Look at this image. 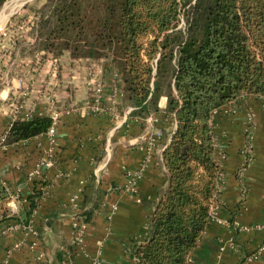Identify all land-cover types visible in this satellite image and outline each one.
<instances>
[{"label":"crops","instance_id":"0c3cea01","mask_svg":"<svg viewBox=\"0 0 264 264\" xmlns=\"http://www.w3.org/2000/svg\"><path fill=\"white\" fill-rule=\"evenodd\" d=\"M50 55L39 62L24 57L32 69L28 75L14 74L12 63L11 82L0 84V179L11 195L5 205L9 218L2 221L0 214V264H63L66 249L74 264H133L131 250L148 238L152 213L168 188L163 154L177 128L175 116L165 96L158 111L133 116L122 77L105 58ZM96 78L105 90L98 113L86 107ZM11 96L21 102H12L11 125L61 115L56 146L45 134L2 144L11 128L6 106ZM244 98L212 115L224 181L187 264H264V98ZM44 158L52 167L31 176ZM128 170L142 174L135 191L125 193L120 190ZM30 224L33 231L24 229ZM77 224L82 229L75 235Z\"/></svg>","mask_w":264,"mask_h":264},{"label":"trees","instance_id":"16d2710c","mask_svg":"<svg viewBox=\"0 0 264 264\" xmlns=\"http://www.w3.org/2000/svg\"><path fill=\"white\" fill-rule=\"evenodd\" d=\"M39 20L43 51L112 62L133 116L146 118L167 97L177 124L163 154L168 188L130 257L187 264L212 220L223 175L212 115L245 96L264 98V0H46ZM51 124L49 117L18 120L4 144L45 134ZM10 197L0 179L2 221Z\"/></svg>","mask_w":264,"mask_h":264},{"label":"rangeland","instance_id":"374dc122","mask_svg":"<svg viewBox=\"0 0 264 264\" xmlns=\"http://www.w3.org/2000/svg\"><path fill=\"white\" fill-rule=\"evenodd\" d=\"M45 3L46 0H8L1 9L0 84L3 85L6 78H11V82L12 63L14 64V74L28 75V71H31L32 69L25 67L27 62L24 60V57L27 56L29 57V60L32 59L34 62H39V60H42V58L44 56H48V54L54 56V54L42 50L44 44L42 34L44 31H41L42 26L39 24V11L43 8ZM2 17H4L3 20ZM182 26L184 27V23ZM13 49H17L19 51V55L17 57H14L13 55ZM122 92L125 96L124 88H122ZM244 99V97L240 98L239 102ZM13 100L11 96L7 99L6 104L9 109L10 126H12ZM14 102L21 103L19 98L14 100Z\"/></svg>","mask_w":264,"mask_h":264},{"label":"built area","instance_id":"2783aa9c","mask_svg":"<svg viewBox=\"0 0 264 264\" xmlns=\"http://www.w3.org/2000/svg\"><path fill=\"white\" fill-rule=\"evenodd\" d=\"M104 95H105V90H104L103 81H102L101 78L100 79L96 78V81L93 83V87H92V96H91L90 100L86 103V107L88 108V110H91V111L97 112V113L101 112L102 111V102L104 100ZM60 116H61L60 114H57L53 118L51 127L45 133V136L49 139V141H50V143H51V145L53 147L56 146V128H57L58 122L60 120ZM5 138H6V135H4V137L2 138V141H1L2 144H4ZM148 144H149L148 153L150 154L149 158L152 159L153 154H155V148H154L155 142L152 139ZM221 164H222V159H221ZM52 165H53L52 164V160L50 158L49 159L44 158L38 164V168L35 170L34 173L31 174V176L39 175L40 174V170L42 168L44 170L45 169H49V168L52 167ZM143 168H144V166H143ZM126 174H127V184L125 185L124 189H121L120 191L121 192L123 191L125 193L134 192L135 189H136V186L138 184V181L140 180V177H141L142 173L139 172V171L138 172H132V171L128 170V172ZM223 181H224V174L221 176L220 186H219V194L217 195V198H216L217 199V203L212 209V216H213V213H215V211H216V206L218 204V199H219L220 193L222 191ZM116 190H118V189L116 188ZM15 209H16V207L14 206L13 210L15 211ZM13 228H16V227H12V228L4 230L2 232V236H8L10 234V231ZM255 228L258 229V230L261 229L260 226H257ZM24 229H28V230H32L33 231V226L30 224V225L25 226ZM79 229H82V226L77 224L75 226V229H74L75 235H78V230ZM64 254H65L64 255L65 260H63V264H74V258L72 256V253L70 252V250L66 249ZM95 264H100V262H97Z\"/></svg>","mask_w":264,"mask_h":264},{"label":"bare ground","instance_id":"6f19581e","mask_svg":"<svg viewBox=\"0 0 264 264\" xmlns=\"http://www.w3.org/2000/svg\"><path fill=\"white\" fill-rule=\"evenodd\" d=\"M7 10V9H6ZM3 18V17H2Z\"/></svg>","mask_w":264,"mask_h":264}]
</instances>
